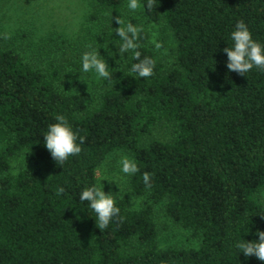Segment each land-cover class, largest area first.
Here are the masks:
<instances>
[{
  "label": "trees",
  "instance_id": "obj_1",
  "mask_svg": "<svg viewBox=\"0 0 264 264\" xmlns=\"http://www.w3.org/2000/svg\"><path fill=\"white\" fill-rule=\"evenodd\" d=\"M156 3L148 11L141 0L143 18L172 29L173 63L156 55L126 0L92 1L89 18L102 43H119L112 20L118 15L143 26L139 51L156 61L151 77H133L131 54H117L110 58L111 79L102 78L96 91L71 90L72 72L62 57L28 55L0 33V125L12 135L0 151V264H264L236 247L264 230V71L229 72L222 51L232 46L240 20L264 46V0ZM57 114L85 137L80 154L63 166L43 143ZM163 122L171 138L147 141ZM116 150L134 156L140 171L131 176V188L148 200L133 208L116 198L119 218L100 231L79 195L98 187L97 167ZM21 152L45 169L13 174L11 158ZM61 186L65 192L57 196ZM161 202L174 223L201 237L199 247L158 246L154 205Z\"/></svg>",
  "mask_w": 264,
  "mask_h": 264
},
{
  "label": "rangeland",
  "instance_id": "obj_2",
  "mask_svg": "<svg viewBox=\"0 0 264 264\" xmlns=\"http://www.w3.org/2000/svg\"><path fill=\"white\" fill-rule=\"evenodd\" d=\"M93 0H0V33H9L10 44H14L25 50V53L36 58L57 59L62 57L61 64L70 70L71 75L67 79V85L73 91L99 89L102 78L98 79L95 72L84 73L82 71L81 57L85 51L98 49L101 58L105 59L108 66L118 53L117 45L109 47L102 43L97 36V26L89 18ZM141 3V0H140ZM127 13L133 19L146 27L150 33V45L156 55L168 63H173L177 56L178 43L172 29L165 22H147L143 18L142 6L135 12ZM142 5V4H141ZM156 33V39L162 42L163 47L157 51L151 43L152 35ZM64 42V46L60 45ZM91 46V47H89ZM63 50L65 54H63ZM165 50H167L165 54ZM113 53L110 55L109 53ZM67 55L68 59L63 56ZM84 80V81H83ZM171 126L166 122L157 125L146 136L149 141L152 138L168 140L171 138ZM12 141V135L0 125V151ZM121 156H127L135 161L134 156L125 150L111 152L97 167L96 176L98 187H103L105 192L114 199L126 198L133 208H139L148 200L147 195H137L131 188V176L121 172L118 161ZM11 172L17 174L26 167H36L44 170L45 165L35 163L28 159L26 152H21L11 158ZM99 174L107 179L101 180ZM103 184V185H102ZM131 196L134 201H131ZM264 203V188L260 192ZM155 219L158 224V246L169 247H199L201 237L193 231L174 223L166 214L165 202L154 205Z\"/></svg>",
  "mask_w": 264,
  "mask_h": 264
},
{
  "label": "clouds",
  "instance_id": "obj_3",
  "mask_svg": "<svg viewBox=\"0 0 264 264\" xmlns=\"http://www.w3.org/2000/svg\"><path fill=\"white\" fill-rule=\"evenodd\" d=\"M144 6L148 11H151L157 6L156 0H146ZM127 8L132 12L140 9V0H128ZM113 19L119 25L115 28V33L120 38L119 43H115L119 56L125 55V53L131 54L132 59L135 61L130 68V72L135 74L133 77H151L154 74L156 61L149 56H142L141 51H139V40L141 33L144 31L143 26L134 24L131 21L125 22L118 15L112 17ZM156 36L157 34L153 33L151 43L159 51L163 45L162 42L156 39ZM3 38L10 39V34L5 33ZM230 38L233 41L232 46L222 49L227 55L226 67L229 72H236L240 76H245L254 67L264 71V46L252 38L250 30L243 20L236 23ZM166 52L167 50H165V54ZM109 54L112 55L113 53L110 52ZM101 57L98 49L85 51L81 57L82 71L84 73L95 72L98 79L110 80L109 66L106 60ZM55 120L57 122L50 124L44 133L43 143L55 163L63 166L70 156L80 154L85 137L78 136V133L69 125L64 115L57 114ZM78 139L79 143L77 142ZM118 164L121 172L128 176L140 171L136 162L127 156H121ZM99 178L101 183L107 179L102 174H99ZM142 179L145 187L150 189L152 187L151 174L145 171L142 174ZM64 192L65 189L62 186L56 189L57 196ZM110 193L105 192L103 187L92 185L85 188L79 195L80 201L88 202V208L95 214V223L100 231L106 229L114 217L119 218L120 209L116 206V201ZM133 201L134 197L131 196L130 202ZM260 215L264 218V213ZM255 234L258 239L237 242L236 247L240 252H243L246 258L255 256L258 260L264 261V230L257 228Z\"/></svg>",
  "mask_w": 264,
  "mask_h": 264
}]
</instances>
